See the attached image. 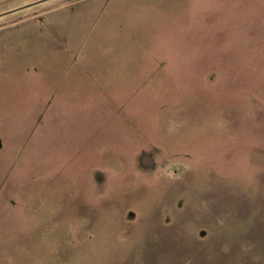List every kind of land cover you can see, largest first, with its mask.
<instances>
[{
  "label": "rangeland",
  "instance_id": "rangeland-1",
  "mask_svg": "<svg viewBox=\"0 0 264 264\" xmlns=\"http://www.w3.org/2000/svg\"><path fill=\"white\" fill-rule=\"evenodd\" d=\"M0 264H264V0H0Z\"/></svg>",
  "mask_w": 264,
  "mask_h": 264
}]
</instances>
